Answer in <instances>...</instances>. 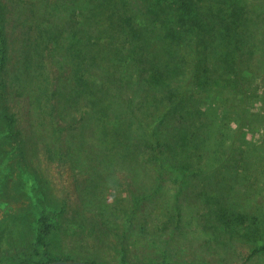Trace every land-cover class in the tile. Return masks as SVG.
Instances as JSON below:
<instances>
[{"label":"rangeland","instance_id":"rangeland-1","mask_svg":"<svg viewBox=\"0 0 264 264\" xmlns=\"http://www.w3.org/2000/svg\"><path fill=\"white\" fill-rule=\"evenodd\" d=\"M2 1L0 264L47 257L101 264L122 259L127 264L164 259L264 264V251L250 254L264 244V38L252 36L257 59L250 73L256 79L241 91H248L243 97L247 114L242 115L241 101L225 116L196 111L200 148H183L171 138L177 125L170 124L172 115L160 120L154 110L152 94L144 90L148 85L124 83L118 90L111 83L97 84L91 72L94 93L76 101L61 95L60 90L77 85L67 75L64 50L29 61L24 54L28 41L45 40L37 15L42 3L54 0ZM49 18L47 23L55 22ZM96 97L103 98L90 102ZM103 102L110 109L98 116L93 109H103ZM151 131L161 135L170 160L173 155L189 161L184 178L175 162H167L157 181L147 161L153 154ZM216 139L224 142L217 146ZM137 192L142 198L133 211ZM217 202L224 207L221 220ZM176 217L179 235L169 225ZM42 224L48 226L45 245L39 246L36 233Z\"/></svg>","mask_w":264,"mask_h":264},{"label":"trees","instance_id":"trees-1","mask_svg":"<svg viewBox=\"0 0 264 264\" xmlns=\"http://www.w3.org/2000/svg\"><path fill=\"white\" fill-rule=\"evenodd\" d=\"M0 3L4 2L0 0ZM40 6L43 11L37 15L41 20L36 27L42 29L46 38L42 44L28 41L24 54L29 61L31 56L34 59L44 53L51 58L57 48L64 50V63L70 68L67 75L75 79L73 84L77 83L68 92L60 90L66 99L72 97L76 101L85 93L95 92L88 78L91 72L97 78L94 82L111 83L118 86V90L124 83L134 87L137 83V86L148 85L144 90L146 95L152 94L154 110L159 111L160 120L167 113L172 115L173 124H170L177 125L171 128V138L183 148L195 145L200 148L197 145L200 125L195 113L225 116L234 112L236 103L241 101V114H247L243 97L248 91L244 95L241 91L256 79L250 73L257 59L252 36L255 33L264 38V0H54L52 5L42 3ZM49 17L55 22L47 23ZM44 23L48 25L46 28H42ZM5 38L0 27V54L5 50ZM78 81H82V86ZM197 92H200L198 97L194 96ZM101 98L90 102L97 104ZM99 105L103 109L95 107L93 111L103 116L110 108L105 102ZM202 137L206 140L208 134ZM150 139L153 154H149L147 161L157 181L162 179V169L167 162H175L184 178L190 168L189 161L173 155L170 160L169 153L160 146L162 137L158 133L151 131ZM223 142L216 139L217 146ZM181 183L173 199L175 209L179 206ZM153 187V191H157L158 185ZM133 195L134 211L142 197L138 192ZM216 205L221 220L224 207L220 202ZM178 224V217L169 224L171 232L177 235ZM47 226L42 224L37 229L39 246L45 245ZM261 250L264 251V244L253 247L250 254ZM54 259L47 257L46 261L35 260L31 264ZM121 264L127 263L122 259Z\"/></svg>","mask_w":264,"mask_h":264},{"label":"water","instance_id":"water-1","mask_svg":"<svg viewBox=\"0 0 264 264\" xmlns=\"http://www.w3.org/2000/svg\"><path fill=\"white\" fill-rule=\"evenodd\" d=\"M44 264H101L96 262H91L82 259H72V260H65V259H54ZM138 264H198L194 262H177V261H158V262H147V263H138Z\"/></svg>","mask_w":264,"mask_h":264}]
</instances>
